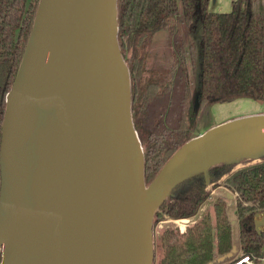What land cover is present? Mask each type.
I'll return each instance as SVG.
<instances>
[{"label": "water", "instance_id": "obj_1", "mask_svg": "<svg viewBox=\"0 0 264 264\" xmlns=\"http://www.w3.org/2000/svg\"><path fill=\"white\" fill-rule=\"evenodd\" d=\"M114 1L37 4L4 95L0 234L8 235L0 264H27L41 238L44 264H151V210L172 182L264 143V113L220 123L180 146L144 185ZM253 224L264 230V211Z\"/></svg>", "mask_w": 264, "mask_h": 264}, {"label": "trees", "instance_id": "obj_2", "mask_svg": "<svg viewBox=\"0 0 264 264\" xmlns=\"http://www.w3.org/2000/svg\"><path fill=\"white\" fill-rule=\"evenodd\" d=\"M38 2L0 0V124L4 95L18 76ZM207 3L114 1L115 43L126 68L128 111L141 146L144 185L196 135V111L203 104L264 99V0H230L225 11L208 10ZM158 28L166 29L171 44L169 62L144 73L147 43ZM260 158L234 168L236 159L226 156L172 182L151 210L150 227L163 217L194 219L182 231L175 226L158 231L156 264H209L229 252L225 200L217 196L199 212L207 186L218 185L233 195L239 251L224 264H247L237 262L241 256L264 258V230L253 224V215L264 211V156Z\"/></svg>", "mask_w": 264, "mask_h": 264}, {"label": "rangeland", "instance_id": "obj_3", "mask_svg": "<svg viewBox=\"0 0 264 264\" xmlns=\"http://www.w3.org/2000/svg\"><path fill=\"white\" fill-rule=\"evenodd\" d=\"M171 51V44L169 43V38L164 28H158L152 31L149 41L146 47V53L144 57V73H147L150 67L152 66H161L169 62ZM264 107V99L262 101L252 100L249 98L239 97L232 100H223L217 103H207L196 111V120L194 133L198 134L202 132L207 127H212L220 125V123L237 119L238 117L250 116L253 112L262 111ZM204 132V131H203ZM235 155V154H234ZM264 156V143L256 144L252 147H246L238 149L236 156H232L236 164L233 166L237 168L238 166L244 163H251L259 161L261 156ZM249 160V161H246ZM246 161V162H244ZM203 163L201 166L204 167ZM191 170H187L182 173L180 176L188 174ZM218 187H223L218 185L214 188L207 186L208 196L203 204L199 207L200 211L210 207L211 202L216 199L218 196L220 199L225 200V207L227 209V214L229 217V222L231 225V248L229 252L224 253V255H219L213 258L211 264H224L235 257L238 256V241L236 239V225H235V216L234 209L232 208V197H227L223 191L218 190ZM176 219L166 218L160 219L155 223L151 228V244H152V262L151 264H156V258L159 254V246L157 244V233L164 226H175ZM4 244H0V257L4 252ZM217 259V260H215ZM261 261V260H259ZM216 262V263H215ZM210 264V263H209Z\"/></svg>", "mask_w": 264, "mask_h": 264}, {"label": "bare ground", "instance_id": "obj_4", "mask_svg": "<svg viewBox=\"0 0 264 264\" xmlns=\"http://www.w3.org/2000/svg\"><path fill=\"white\" fill-rule=\"evenodd\" d=\"M30 119L33 121H36L38 118V114H34L32 111L29 112ZM8 235V231H5L4 233L0 234V240H6V237ZM46 239L41 238L37 239L35 242L31 244V251L29 255V262L27 264H44L42 263V258L44 254V245H45Z\"/></svg>", "mask_w": 264, "mask_h": 264}, {"label": "crops", "instance_id": "obj_5", "mask_svg": "<svg viewBox=\"0 0 264 264\" xmlns=\"http://www.w3.org/2000/svg\"><path fill=\"white\" fill-rule=\"evenodd\" d=\"M229 1H230V0H208V3H207V9H208V10H212V11H217V10L225 11V10H228V7H229ZM262 113H264V107H263L262 111H259V112H253L251 115H253V114H262ZM207 128H209V127H207ZM205 129H206V128H205ZM205 129H204V130H205ZM204 130H203V131H204ZM203 131H202V132H203ZM202 132H200V133H202ZM199 212H200V210H199ZM199 212H198V214H199ZM193 219H194V217L191 216L186 224H189L190 221L193 220ZM186 224H185V225H186ZM215 260H217V259H215ZM215 263H216V262H215ZM210 264H211V262H210Z\"/></svg>", "mask_w": 264, "mask_h": 264}, {"label": "built area", "instance_id": "obj_6", "mask_svg": "<svg viewBox=\"0 0 264 264\" xmlns=\"http://www.w3.org/2000/svg\"><path fill=\"white\" fill-rule=\"evenodd\" d=\"M176 219L175 221V227H177V229L179 231H182L185 227V224L188 222L189 218H173ZM261 260V261H259ZM244 261L247 264H264V258H258L257 261H253L249 258H246L245 256H241V259L237 262H241Z\"/></svg>", "mask_w": 264, "mask_h": 264}]
</instances>
